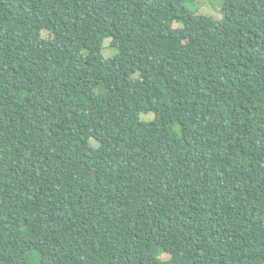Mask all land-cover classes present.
I'll return each mask as SVG.
<instances>
[{
    "label": "trees",
    "instance_id": "obj_1",
    "mask_svg": "<svg viewBox=\"0 0 264 264\" xmlns=\"http://www.w3.org/2000/svg\"><path fill=\"white\" fill-rule=\"evenodd\" d=\"M194 1L0 0V264H264V0Z\"/></svg>",
    "mask_w": 264,
    "mask_h": 264
},
{
    "label": "rangeland",
    "instance_id": "obj_2",
    "mask_svg": "<svg viewBox=\"0 0 264 264\" xmlns=\"http://www.w3.org/2000/svg\"><path fill=\"white\" fill-rule=\"evenodd\" d=\"M223 0H199L194 2H189L188 6L193 10H198L200 13L208 16H214V17H221L220 9L222 6ZM109 43V40H107L106 44ZM115 51L111 50L110 48L104 49V54L106 57L113 54ZM154 116L153 113H143L142 117L144 119H150ZM164 257L167 258L168 254H164Z\"/></svg>",
    "mask_w": 264,
    "mask_h": 264
}]
</instances>
